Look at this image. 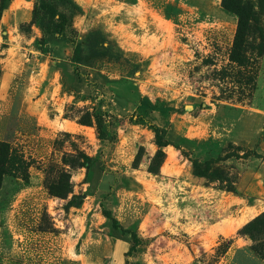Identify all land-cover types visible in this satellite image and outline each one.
Listing matches in <instances>:
<instances>
[{
  "label": "rangeland",
  "instance_id": "rangeland-1",
  "mask_svg": "<svg viewBox=\"0 0 264 264\" xmlns=\"http://www.w3.org/2000/svg\"><path fill=\"white\" fill-rule=\"evenodd\" d=\"M73 1L83 55L99 30L106 57L76 65L53 37L38 49L34 0L0 17V141L32 162L28 183L0 188V264H264L245 231L264 213V0ZM239 21L243 65L230 60ZM137 115L164 131L161 163ZM190 159L213 173L195 176ZM51 166L71 175L64 198L45 188Z\"/></svg>",
  "mask_w": 264,
  "mask_h": 264
},
{
  "label": "trees",
  "instance_id": "trees-1",
  "mask_svg": "<svg viewBox=\"0 0 264 264\" xmlns=\"http://www.w3.org/2000/svg\"><path fill=\"white\" fill-rule=\"evenodd\" d=\"M10 0H0V17L3 11L6 9L7 2ZM80 7L73 0H34L33 17L32 22L37 23L40 30L43 33V37L38 39L36 46L38 49H44L45 52H49V47L44 43L45 37L60 38L63 41L70 43L73 46V53L70 61L76 65L83 62H87L90 59L104 58L107 56L110 50V42L104 38L103 34L99 30L91 31L87 36V43L89 46V54L87 57L83 55L82 42L79 41V35L73 26V17L80 13ZM240 21L242 18L241 11L238 12ZM239 21L238 31L236 32L233 48L230 55V60L236 62L239 65L245 63L246 54L245 41L241 37L242 24ZM135 122H146L155 133L156 145L158 147L157 153L154 157L153 163H161L164 153L162 148L168 145V142L164 139L163 130L156 125L146 121L143 116L137 115ZM89 122L88 120H82L80 123ZM101 138H104L100 132ZM57 143V140L56 142ZM92 157L86 153H82L80 156L79 165L88 168ZM63 165H69L74 167L72 161H68L65 157L62 159ZM193 167V173L197 177H209L213 173L211 164L212 160H207L200 163L197 160L190 159ZM32 162L27 160L24 155L17 148L13 147L10 143L0 141V188L5 176H11L22 180L24 183L29 181L28 169ZM154 170L153 168H150ZM45 171V188L49 194L56 197H66L70 192V180L71 175L66 168H60L55 170L53 166L51 168L44 169ZM76 196L73 195L68 201L67 206H76ZM103 214L115 223L110 211L103 210ZM246 234L253 240L254 245L252 250L264 259V213L257 216L253 221L245 226ZM124 232L129 233L128 230ZM132 245L127 255L129 256L135 247L139 245V238L136 234L131 233Z\"/></svg>",
  "mask_w": 264,
  "mask_h": 264
},
{
  "label": "crops",
  "instance_id": "crops-1",
  "mask_svg": "<svg viewBox=\"0 0 264 264\" xmlns=\"http://www.w3.org/2000/svg\"><path fill=\"white\" fill-rule=\"evenodd\" d=\"M259 65L260 73L257 77V87L253 92V102L261 111H264V55L260 57Z\"/></svg>",
  "mask_w": 264,
  "mask_h": 264
}]
</instances>
